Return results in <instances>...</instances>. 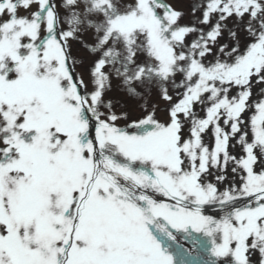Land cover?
Wrapping results in <instances>:
<instances>
[{
    "label": "snow or ice",
    "instance_id": "snow-or-ice-1",
    "mask_svg": "<svg viewBox=\"0 0 264 264\" xmlns=\"http://www.w3.org/2000/svg\"><path fill=\"white\" fill-rule=\"evenodd\" d=\"M184 15L0 0V264H264V0Z\"/></svg>",
    "mask_w": 264,
    "mask_h": 264
},
{
    "label": "rangeland",
    "instance_id": "rangeland-1",
    "mask_svg": "<svg viewBox=\"0 0 264 264\" xmlns=\"http://www.w3.org/2000/svg\"><path fill=\"white\" fill-rule=\"evenodd\" d=\"M185 3H186V2H185ZM185 3H183L182 8H183V10L186 11V5H185ZM36 7H37V6L34 4V5L32 6V9H31V10L34 11V10L36 9ZM19 13H20V15H22V16H23V15H26L25 9H23L22 7L19 9ZM189 16H190V14L187 12V13L183 16V18L180 20V23H181V24H188V23H190V22H191V18H190ZM75 49H78V48H76V46H75V47H74V50H75ZM79 51H80V50H79ZM256 91H257V89L254 88V89H253V93H254L253 99H256V98H257L256 95H255ZM112 95H115V93H112ZM161 104H163V102H161ZM252 112H253L252 109H250L249 111L245 112V113H244V117H245V119H247V118L252 114ZM199 115H200V116H203V115H204V112L199 111ZM204 142H205L206 144L211 145V143H212L211 133H208V134H206V135L204 136ZM232 143H235V142L233 141ZM230 151L233 152V154H236V155H240V154H241L240 149H239L238 147L235 148V149L230 148ZM224 186H225V185H223V184L219 185L220 188H223ZM208 214H213V215H215L216 213H214V212H209Z\"/></svg>",
    "mask_w": 264,
    "mask_h": 264
}]
</instances>
